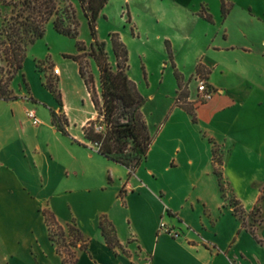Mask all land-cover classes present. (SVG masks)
<instances>
[{
  "label": "crops",
  "instance_id": "obj_1",
  "mask_svg": "<svg viewBox=\"0 0 264 264\" xmlns=\"http://www.w3.org/2000/svg\"><path fill=\"white\" fill-rule=\"evenodd\" d=\"M227 1L226 15L220 0L150 4L151 18L167 26L157 36L164 54L159 73L164 78L168 69L175 77L177 70L188 81L197 121L172 102L144 162L145 176L138 170L129 178L125 168L120 174V165L85 139L83 126L96 118L95 109L78 120L64 97L67 136L48 110L58 111L60 104L39 97L33 85L21 99H0L1 237L9 264H63L44 206L63 225L75 219L90 238L77 264H264V0ZM203 10L213 22L200 15ZM198 65L216 90L203 103L192 82ZM55 71L63 78L59 66ZM29 109L36 110L39 125L27 117ZM229 196L246 213L260 207L255 228L243 224ZM103 215L120 247L110 248L102 235ZM161 222L179 236L161 231Z\"/></svg>",
  "mask_w": 264,
  "mask_h": 264
},
{
  "label": "trees",
  "instance_id": "obj_2",
  "mask_svg": "<svg viewBox=\"0 0 264 264\" xmlns=\"http://www.w3.org/2000/svg\"><path fill=\"white\" fill-rule=\"evenodd\" d=\"M5 1L11 7V15L5 18L0 26V61H4L7 65L6 68L0 66V99L9 101L18 99L11 89L12 81L23 69L29 46L44 37L47 24L53 21L57 32L77 38L80 23L77 11L69 0ZM78 1L88 20L94 39L89 51L84 42L77 40L78 53L69 56L78 64L79 74L97 112L96 118L89 120L83 126L84 137L99 154L125 166L128 169V177L131 178L141 164L147 160L154 141L142 113L147 100L129 75V50L120 34L115 32L110 35L116 57L115 66L110 62L106 42L99 41L97 38V21L109 0ZM222 7L223 14L226 15L225 0H223ZM200 15L207 21L213 22L212 15L206 13L205 10ZM167 48L172 57L169 45ZM88 58L94 60L97 65L98 81L89 67V62L86 61ZM53 67L50 63L51 74L46 80V87L53 93L61 108L58 111L50 109L52 122L64 135L71 136L68 130L69 119L63 110L62 93L58 89L59 78L53 73ZM204 71V67L198 65L197 73L204 74ZM175 77L179 90L176 105L185 109L196 122L195 106L189 101H183V98L189 97L188 92L184 90L183 76L175 70ZM97 82H99V90ZM73 140L77 141L74 138ZM214 154L216 164H221L222 159L216 158L215 150ZM215 171L221 178V173L217 168ZM123 192L122 189V195ZM233 206L239 217V213L245 212L238 201H234ZM256 209L259 211V208L256 207ZM42 212L48 227L49 238L60 254L63 264H77L78 251L88 250L90 238L79 228L75 219L63 225L49 207L43 208ZM99 227L110 248L115 249L121 246L116 236V229L107 216L100 217ZM68 236L70 241H67ZM258 241L262 243V240ZM73 247L78 248V251H73L71 249Z\"/></svg>",
  "mask_w": 264,
  "mask_h": 264
},
{
  "label": "rangeland",
  "instance_id": "obj_3",
  "mask_svg": "<svg viewBox=\"0 0 264 264\" xmlns=\"http://www.w3.org/2000/svg\"><path fill=\"white\" fill-rule=\"evenodd\" d=\"M77 11L79 25V36L72 38L61 34L54 28L53 21H50L46 26L44 37L38 39L27 50L26 60L23 69L14 77L11 89L18 99L23 96L22 92L28 90L32 93V85L35 87L37 95L44 99L48 97L57 101L53 93L46 87V80L51 74L49 64H53V73L58 75V89L64 97L73 102V116L78 120L84 118L87 114L95 109L90 98L89 91L79 74L78 64L69 56L78 53L77 40L86 44L87 50L94 39L88 24V20L80 6L78 0H69ZM223 6V0H220ZM227 9L230 4L225 0ZM152 0H109L106 7L103 9L97 21V38L99 41L106 42V50L109 55L110 62L115 66L116 57L113 52L110 35L118 32L125 42L129 50V75L136 82L139 91L146 98V103L142 108V113L146 120L150 134L156 139V131L160 128L162 118L165 111L170 107L172 102H175L178 96V86L176 89V79L170 74L168 69H165L164 78L159 73V63L163 59L164 54L159 46L157 39L158 35L166 33L167 26L161 22H157L155 18H151L149 10ZM11 15V7L7 5V1L0 0V26L5 18ZM185 52H182L184 54ZM89 62L90 69L99 78V71L94 60L86 59ZM146 64V68H145ZM0 66L6 68L4 61H0ZM55 66H59L63 71V78L55 71ZM149 66V67H147ZM173 67V66H172ZM146 70L150 71L149 79L146 76ZM53 81L56 83L55 79ZM193 88L198 95V83L195 79L192 80ZM98 90H99V82ZM184 90L189 94V83L183 80ZM178 85V84H177ZM176 89V96H175ZM26 97H29L26 94ZM32 99V98H29ZM8 101V100H6ZM10 101V100H9ZM183 101H189L188 98H183ZM36 106L41 109L46 108L44 101L37 100ZM48 108V107H47ZM50 111V108H48ZM68 117V116H67ZM69 119V118H68ZM70 123V121H69ZM154 143V141H153ZM216 158L221 159L222 155L215 148ZM146 162V161H144ZM138 168L140 177L146 175L147 166L144 164ZM120 165V164H119ZM143 165V166H142ZM125 166L120 165L119 172L123 174ZM137 170V172H138ZM136 172V173H137ZM159 184V183H158ZM157 184H155L156 186ZM233 205L236 199L232 196L228 197ZM45 208V206L43 207ZM42 208V209H43ZM246 213H239L241 220L245 226L255 228L256 222L260 219V207ZM238 209H241L238 207ZM43 214V212L41 211ZM12 214L13 213H8ZM44 216V215H43ZM45 218V217H44ZM56 229V228H55ZM70 241V237H67ZM73 251H78V248H71ZM9 255L7 245L2 242L1 237V213H0V264H9Z\"/></svg>",
  "mask_w": 264,
  "mask_h": 264
},
{
  "label": "built area",
  "instance_id": "obj_4",
  "mask_svg": "<svg viewBox=\"0 0 264 264\" xmlns=\"http://www.w3.org/2000/svg\"><path fill=\"white\" fill-rule=\"evenodd\" d=\"M196 81L198 83V95H197V102L203 103L206 102L214 96L216 93V90H214L210 84L208 83L207 77L205 74L198 73L196 76ZM27 117L32 121L34 125H39L41 123V120L39 116L36 113L35 109H29L27 110ZM160 230L165 231L174 237L179 236V233L175 231V229L170 228L165 222H161L160 224ZM145 264H150L149 262Z\"/></svg>",
  "mask_w": 264,
  "mask_h": 264
}]
</instances>
